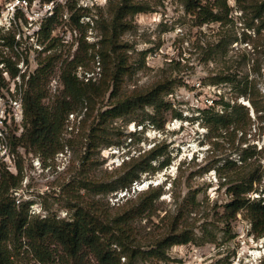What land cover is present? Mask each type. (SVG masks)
I'll return each instance as SVG.
<instances>
[{
  "label": "rangeland",
  "instance_id": "rangeland-1",
  "mask_svg": "<svg viewBox=\"0 0 264 264\" xmlns=\"http://www.w3.org/2000/svg\"><path fill=\"white\" fill-rule=\"evenodd\" d=\"M7 1L0 0V8ZM30 2L33 9L41 7L44 19L33 26L20 16L17 28L0 33V178L6 172L17 177L18 186L11 190L17 208L25 207L32 220H68L76 206L104 219L135 208L153 190L158 198L131 223L137 239L143 246L153 244L175 230L190 241L167 248L162 259L135 264H264V236H256L243 214L225 215L228 189L243 172L262 174L264 186V29L258 33L259 22L236 0L220 3L215 12L222 20L207 24L189 13L182 0ZM127 3L142 12L128 15L117 33L120 47L113 59L122 55L130 68L121 93L169 83L165 101L170 108L164 118L154 125L148 109L100 122L115 102L108 94L89 111L69 115L53 148L39 150L18 141L25 132L21 98L40 63H51L44 101L51 107L63 91L62 65L74 58L80 44L85 60L86 51H92L88 48L98 49ZM45 4L51 5L50 13ZM43 25H49L50 34L41 32ZM98 59L79 68L78 76L82 79L89 70L86 77L98 80ZM14 69H19L16 78ZM246 87L247 95H240ZM223 102L247 107L250 121L244 129L207 121L223 114ZM158 148L163 156L151 161L156 169L139 172L140 161ZM164 162L169 165L159 168ZM133 171L139 181L124 188L123 177ZM106 184L116 191L106 193ZM260 192L251 196L258 198ZM52 256L39 260L21 252L16 263L59 264L55 252Z\"/></svg>",
  "mask_w": 264,
  "mask_h": 264
},
{
  "label": "trees",
  "instance_id": "trees-1",
  "mask_svg": "<svg viewBox=\"0 0 264 264\" xmlns=\"http://www.w3.org/2000/svg\"><path fill=\"white\" fill-rule=\"evenodd\" d=\"M187 11L194 15L203 24L220 22L221 15L215 12L220 3L227 0H182ZM242 5L241 10L252 15V20L258 21V33L264 29V0H236ZM142 10L135 5L127 3L119 9L101 46L87 52V59L81 56L83 44H80L77 53L71 61H65L61 67V83L63 91L54 104L50 107L45 104L47 98V82L50 76L51 63H40L38 70L29 77L27 87L22 95L24 109L25 132L18 141H26L32 147L39 150L53 148L61 134L69 115L95 106L98 100L104 99L108 94L115 102L109 109L103 112L100 122H107L119 118L137 116L139 112L152 109L148 115L154 125L164 118L169 111V104L165 101L171 90L169 83L161 82L146 89H135L129 93H121L125 76L130 73L125 58L119 56L113 59L112 54H117L120 47L117 41L118 31L124 30L127 22L123 20L128 15L141 13ZM52 18L49 23L51 25ZM43 25L41 32L51 33V29ZM251 28H254L253 26ZM110 31V32H109ZM48 34V35H49ZM56 40L52 39L51 42ZM50 42V43H51ZM88 45L86 42H84ZM51 45V44H50ZM51 47V46H50ZM99 58L101 76L98 80L93 77L78 76V69L90 65L92 59ZM53 59V57H47ZM46 59V60H47ZM19 69L11 71V76L16 78ZM23 79L26 75L21 74ZM247 88L240 90V95H247ZM1 95V92H0ZM255 112L260 111V106L254 98L249 100ZM223 114H216L207 118L209 123L221 125L223 128L234 126L236 130H242L250 121L248 109L244 105L223 102ZM243 111V114L240 113ZM148 114V113H147ZM245 117V118H244ZM97 126L96 130H100ZM95 131V130H93ZM102 137V135H100ZM108 143V142H106ZM247 151V150H246ZM148 160H142L138 164L139 172L147 173L155 170L151 161H156L163 156L158 148L149 152ZM251 155L244 157V161ZM168 162L162 163L159 168L168 166ZM237 179L228 189L231 202L225 207L227 216L236 217L243 214L251 223L253 232L257 237L264 236V186L262 174L245 173ZM241 175V174H240ZM140 176L133 172L126 173L122 179L124 188L129 184L139 181ZM18 186L17 177L9 172L2 174L0 178V264H17L21 252L32 253L39 260H48L55 252L59 264H135L136 260L148 261L151 258L162 259L167 248L188 244L190 240L184 239V233L171 231L168 236L153 244L142 245L137 239L132 221L141 217L158 198V193L153 190L147 192L142 203L135 208L127 210L120 215L99 219L91 212L76 206L74 214L68 220L57 218L29 219L27 209H18L12 198L11 190ZM104 187V185H101ZM262 187V190H261ZM93 188V187H91ZM117 188L106 184L105 192L116 191ZM261 190V192H260ZM258 198H253V193H259ZM25 243V244H24ZM54 248L53 251L51 248ZM60 248V251L57 250ZM123 259L124 262L122 261Z\"/></svg>",
  "mask_w": 264,
  "mask_h": 264
},
{
  "label": "built area",
  "instance_id": "built-area-1",
  "mask_svg": "<svg viewBox=\"0 0 264 264\" xmlns=\"http://www.w3.org/2000/svg\"><path fill=\"white\" fill-rule=\"evenodd\" d=\"M47 13L51 12V5L45 4L43 6ZM41 7L33 9L30 0H9L0 8V33L10 32L17 28L20 16H25L30 21L31 25L39 24L45 17L39 12ZM46 13V14H47ZM23 102L21 99V105Z\"/></svg>",
  "mask_w": 264,
  "mask_h": 264
}]
</instances>
